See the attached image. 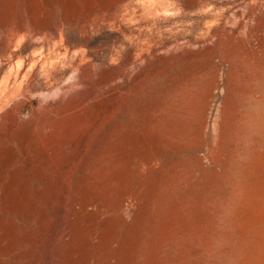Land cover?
<instances>
[{
  "label": "rangeland",
  "instance_id": "374dc122",
  "mask_svg": "<svg viewBox=\"0 0 264 264\" xmlns=\"http://www.w3.org/2000/svg\"><path fill=\"white\" fill-rule=\"evenodd\" d=\"M0 264H264V0H0Z\"/></svg>",
  "mask_w": 264,
  "mask_h": 264
}]
</instances>
